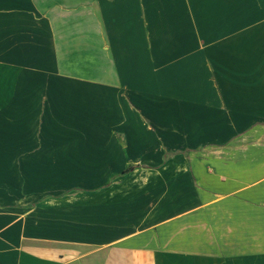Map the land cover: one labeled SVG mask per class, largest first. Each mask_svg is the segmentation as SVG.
<instances>
[{"label":"crops","instance_id":"0c3cea01","mask_svg":"<svg viewBox=\"0 0 264 264\" xmlns=\"http://www.w3.org/2000/svg\"><path fill=\"white\" fill-rule=\"evenodd\" d=\"M0 264H264V0H0Z\"/></svg>","mask_w":264,"mask_h":264},{"label":"rangeland","instance_id":"374dc122","mask_svg":"<svg viewBox=\"0 0 264 264\" xmlns=\"http://www.w3.org/2000/svg\"><path fill=\"white\" fill-rule=\"evenodd\" d=\"M115 95H118V98H120V96H125L127 99H128V104H129V116L131 117L132 115H136L138 117H142L145 119L144 121V126L145 128L143 127V131H145V137H147V130H150L152 129V125L149 124V121L147 120L146 116L144 115V113L139 110V108H137L136 106V100H137V95L136 93L134 92H121V93H114L113 96ZM117 106H120V103H117ZM108 111L105 109V107H96V115L98 116V125H97V133L98 134H104V133H114V134H118V141L117 143H119L120 145L123 144L124 146L126 145V140L122 139L121 136H120V129H119V126L120 125H114L115 123V120L120 118V110L119 108L116 109L115 108V104H114V108H113V120H114V123L112 125L110 124H105L104 122H100L101 119H99L100 117H103L105 115H108L107 114ZM131 143H135V142H131L130 141V145ZM131 147V146H130Z\"/></svg>","mask_w":264,"mask_h":264}]
</instances>
